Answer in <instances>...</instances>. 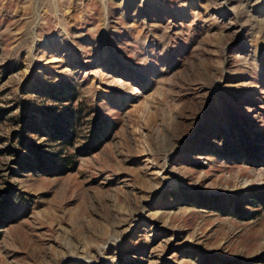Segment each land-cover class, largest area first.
<instances>
[{"label":"rangeland","instance_id":"374dc122","mask_svg":"<svg viewBox=\"0 0 264 264\" xmlns=\"http://www.w3.org/2000/svg\"><path fill=\"white\" fill-rule=\"evenodd\" d=\"M0 264H264V0H0Z\"/></svg>","mask_w":264,"mask_h":264}]
</instances>
